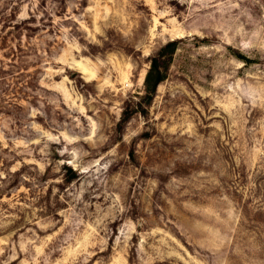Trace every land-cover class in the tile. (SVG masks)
Returning a JSON list of instances; mask_svg holds the SVG:
<instances>
[{
	"label": "rangeland",
	"instance_id": "1",
	"mask_svg": "<svg viewBox=\"0 0 264 264\" xmlns=\"http://www.w3.org/2000/svg\"><path fill=\"white\" fill-rule=\"evenodd\" d=\"M0 264H264V0H0Z\"/></svg>",
	"mask_w": 264,
	"mask_h": 264
},
{
	"label": "trees",
	"instance_id": "2",
	"mask_svg": "<svg viewBox=\"0 0 264 264\" xmlns=\"http://www.w3.org/2000/svg\"><path fill=\"white\" fill-rule=\"evenodd\" d=\"M175 47L174 42L165 44L161 50L150 59V67L146 73L144 80V88L147 98L153 95L157 86L161 83L165 76V70Z\"/></svg>",
	"mask_w": 264,
	"mask_h": 264
}]
</instances>
